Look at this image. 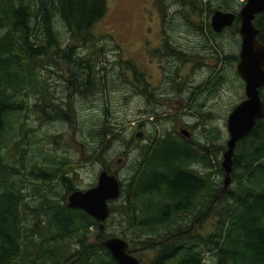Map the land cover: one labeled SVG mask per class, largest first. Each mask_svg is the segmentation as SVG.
<instances>
[{"label":"trees","instance_id":"16d2710c","mask_svg":"<svg viewBox=\"0 0 264 264\" xmlns=\"http://www.w3.org/2000/svg\"><path fill=\"white\" fill-rule=\"evenodd\" d=\"M40 1L42 5L35 4V0H0V151L8 148L4 142L7 133L2 136L8 123L11 125L7 114H15L17 123L20 117L23 118L21 100L18 99L21 88L35 87L36 67L40 62H46L40 56L59 48L54 29L56 20L61 21L72 39L93 41L92 27L106 11V0ZM171 3L182 23L186 24V33L198 35L204 43L215 42L218 62L227 59L232 65L237 61L235 53L220 56L223 50L216 40L219 34L210 30L207 20L215 10L211 8V0H172ZM182 7L189 13H181ZM215 8L232 9L228 0H216ZM194 15L197 19H192ZM254 24L258 29L257 40L264 42V12L256 15ZM237 29L235 18L229 27L233 38ZM165 41L164 47L178 57L180 52ZM69 48L70 53L65 55L68 60L74 46ZM90 69L92 76L94 65L91 64ZM210 72L216 73L215 67L212 66ZM220 78L218 73L212 87L219 86ZM263 89L264 86L259 94L262 115L251 131L235 144L229 174L234 187L219 192L217 183L216 188L213 187L210 172L198 173L190 167L196 162L202 168L222 175L218 158L212 162L208 153L200 152L185 139L170 134L153 137L141 150L128 181L120 186L121 202L116 204L115 199L109 200V214H119L123 218L118 221L120 228L108 236H118L128 244L137 243L143 248L155 247V255L148 264H206L205 256L209 264H264ZM42 113L46 121L53 120L48 106L43 107ZM21 125L20 122L18 129ZM203 130L206 132L205 127ZM115 135L104 122L100 128L91 129L90 137L97 145L90 151L103 149ZM221 139L219 132L213 137L210 130L206 132L204 141L209 153L215 150L220 154L224 149ZM44 160L46 164L37 169L61 178L59 162L62 161L58 159L57 165H53L55 159L49 154ZM31 168L34 165L29 170ZM7 173L0 176V264H116L101 244L108 236L98 230L96 220L65 203L50 204L35 184L31 192L38 197L39 203L36 207L31 206L24 201L25 194L20 192L25 179H9ZM28 176L34 180L32 174ZM47 190L50 192L51 187ZM199 198L201 204L197 201ZM207 203L215 207L216 220L212 231L201 237L194 232L197 226L192 228L186 224L202 215ZM23 209L35 217L29 225L25 222ZM40 212L45 224L40 223ZM90 228H94L96 234L89 241ZM40 233L43 236L36 242L33 235ZM71 244L75 247L71 248Z\"/></svg>","mask_w":264,"mask_h":264},{"label":"rangeland","instance_id":"374dc122","mask_svg":"<svg viewBox=\"0 0 264 264\" xmlns=\"http://www.w3.org/2000/svg\"><path fill=\"white\" fill-rule=\"evenodd\" d=\"M242 1L228 0L232 9L222 11L236 13ZM171 2L172 0H106V11L91 30L93 41L72 39L61 21L56 20L54 29L59 48L40 56L46 62H40L36 67L35 87L21 88L22 94L18 99L21 100L23 118L20 117L19 121L23 125L18 129L20 122L17 123V117L8 113L11 125L8 123L5 127L7 132L4 131L2 135L7 133L4 142L8 148L0 151V176L9 172V179H25L20 192L28 193L30 198L24 201H28L31 206L36 207L39 203V199L31 192L33 184L41 189L44 200L50 201V204H64L62 199L65 198L66 184L63 185L60 177L40 184L36 176L33 175L34 180L28 176V172L32 170L36 174L37 167L46 164V154L55 159L53 165L62 161L59 162L61 175L66 174L74 186L86 188L94 185L97 173L102 169L115 175L119 186H123L128 181L132 168L136 166L141 150L153 137L170 134L183 140L178 131L184 128L190 135L187 142L198 151L208 153L212 162L218 158L220 163L223 150L220 154L215 150L209 153L204 136L208 130L212 137L215 132H219L222 137L220 141L225 143L226 116L243 96V83L235 71L237 61L232 65H229L227 59L218 62L215 42L204 43L198 35L186 33V24L175 13L176 7ZM211 2V8L216 9V0ZM39 3L42 5L40 0H35V4ZM187 12L189 13L188 9L181 8V13L188 14ZM192 19H197V16L194 15ZM229 27L215 32L219 34L216 40L223 50L221 57L229 53L237 55L238 52V32L233 38ZM165 40L170 42L175 51L180 52L178 57L164 47L167 44ZM70 45L74 48L73 55L68 60L65 55L70 53ZM200 56H204V59H200ZM91 64L94 65L92 76ZM212 66L216 73L210 72ZM77 71L81 75H90L88 98L69 95L70 90L65 91V84L61 83V80H67L70 73ZM218 73L221 75V83L212 90L208 82L210 79L215 80ZM186 79L192 81L195 87L185 88L182 82ZM134 84L138 93L142 88L146 93H136L133 90ZM64 95L66 99L65 106H62L63 112L50 110V114H57L50 116L53 120L46 121L42 113L43 107L49 104L58 106L53 104V97L61 98ZM61 115L67 116L68 120ZM103 122L116 135L103 149L92 152L90 150L97 142L90 137L91 129L100 128ZM137 132L140 136L135 135ZM117 158H120L119 163H116ZM32 165L34 168L29 170ZM190 167L198 173L210 172L213 187L216 188V183L221 187L223 173L220 175L206 170L196 162L191 163ZM48 186L51 187L50 192L47 190ZM228 187H234L231 179L226 188ZM115 200L116 204L121 202L119 196ZM197 201L202 203L201 198ZM211 204L205 205L202 215L193 219L194 222L191 219L186 224L192 228L193 225L197 226L194 227V232L201 237L212 231L216 220L215 207ZM22 213L28 225L35 221V217L24 209ZM41 213L38 218L40 223L45 224ZM122 218L119 214H109L101 232L106 236L116 232L120 228L118 221ZM196 222L200 224L196 225ZM88 231L87 239L93 240L96 230L90 228ZM40 234L33 235L36 242L43 236ZM157 240L159 239L155 241ZM72 247L75 246L71 244ZM128 248L140 264H148L156 252L155 247L143 248L137 243H129ZM204 263L209 264L206 256Z\"/></svg>","mask_w":264,"mask_h":264},{"label":"water","instance_id":"95a60500","mask_svg":"<svg viewBox=\"0 0 264 264\" xmlns=\"http://www.w3.org/2000/svg\"><path fill=\"white\" fill-rule=\"evenodd\" d=\"M262 12H264V0H244L236 13L215 9L209 18L210 28L214 32L230 26L235 18L237 19L239 48L235 71L243 83V98L232 106L225 119L227 138L221 153L220 167L223 177L219 192L229 184L236 142L251 131L255 121L262 115L259 89L264 86V42L257 40L258 29L254 24L256 15ZM179 133L187 135L184 128L179 129ZM135 135L140 136V133L137 132ZM119 162L120 158H117L116 163ZM119 193L118 179L102 169L97 173L96 183L93 186L85 190H74L67 196V206L81 209L96 220L98 230L101 232L103 222L109 215L108 201L116 199ZM101 244L116 264H140L131 254L124 239L108 236L101 241Z\"/></svg>","mask_w":264,"mask_h":264},{"label":"flooded vegetation","instance_id":"af4514ba","mask_svg":"<svg viewBox=\"0 0 264 264\" xmlns=\"http://www.w3.org/2000/svg\"><path fill=\"white\" fill-rule=\"evenodd\" d=\"M81 74L82 73L79 72V71H77L75 73L72 72V73L69 74V77L67 78V80H61V83L62 84H65V91H66V89L67 90H70L69 91V95H73V96L77 95V96H81L82 98H88V94H89L88 93V86H89V80L90 79H89L88 73L86 75L85 74L84 75H81ZM176 76L178 77V75H176ZM142 80H144L143 82L147 83V81L145 79L142 78ZM135 81L137 82L136 79H135ZM208 84H210L212 90L216 89V88L212 87V86H214L213 79H210V82H208ZM182 85H185V88H187V89H189L190 87H195L193 85L192 81H187V79L182 82ZM62 88H63V86H62ZM260 89H259V94H260ZM133 90L136 93H138L135 84L133 85ZM142 93L143 94L146 93V90L144 88H142L139 91L138 94H142ZM242 98H243V96H242ZM65 99H66L65 98V95L62 96L61 98L60 97H58V98H54L53 97V100H54V103L53 104H57L58 106H55V105H52V104H49L48 105V107H49V116H54V115L57 114V113L56 114H50V110H52V111H62V110H64L62 106H65V104H64ZM67 110H68V107H67ZM61 117L63 119H66V121L68 120L67 116L61 115ZM186 132H187V135H183L181 133H180V135H181V137H183V139L188 140L189 137H190V135H189V132L187 130H186ZM103 170H105V169H103ZM29 174H32V175L36 176V178L38 179V181H39L40 184L41 183H49L50 181H52V180L55 181V179H56V177H52V174L45 173V171H43L42 169H37V173L36 174H34L32 172L29 173ZM60 180L63 182V185H64V183L66 184L65 185V195H64L65 196L64 203L66 204V206H67V196L72 191H74V190H85V189L93 186V185H88L86 188H79L76 185L74 186L73 184H71V181L68 179V177L66 176V174L62 175V177L60 178ZM50 184H52V183H50ZM25 194H26V192H25ZM34 197L36 199L38 198L36 195ZM28 198H30V196L27 193L26 196L24 197V199L29 200ZM73 209H76V208H73ZM160 241H162V240H160Z\"/></svg>","mask_w":264,"mask_h":264}]
</instances>
